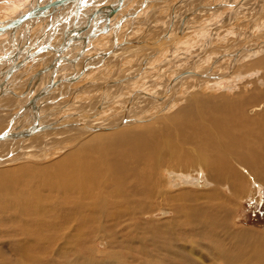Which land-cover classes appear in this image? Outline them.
I'll return each mask as SVG.
<instances>
[{
    "label": "bare ground",
    "instance_id": "bare-ground-1",
    "mask_svg": "<svg viewBox=\"0 0 264 264\" xmlns=\"http://www.w3.org/2000/svg\"><path fill=\"white\" fill-rule=\"evenodd\" d=\"M18 1L11 4H7L6 2V4H4L1 8L4 13L12 14L13 11H16L14 12V14H16L10 18L6 17L0 19V34H6L7 38L11 41L15 37V34L18 32V30L21 29V31L19 32V36H16L19 41H17V43H12L15 44V47H12L8 52L6 51L3 56H0V86H3L4 89L8 90V93L0 95V98L2 97L0 99V103L5 99L3 98L5 95H11L12 98H20L18 102L14 104V108L15 106L18 108V114L15 116L16 120L14 118L11 120H6L2 123V120L0 119V128L3 127L0 129V134L7 132L12 134L16 133L17 131H27L28 129L31 130L35 125L36 127L40 126V129L31 132L30 135L0 139V141H10L8 143L0 142V165L9 164L15 159L19 160L33 157V151L40 149L37 147V143L40 144L42 148H44L43 150H45L47 146L45 143L52 142V137L63 135L58 132L59 130L55 131V129L64 130L59 127H64L67 129L77 127L86 131H93L123 126L124 123L130 120V104H132L133 101L135 102L137 95L145 94L146 97L157 98L153 101L154 104H146L144 101L136 107L137 109L134 110L135 113L139 112L140 115V110L147 106L148 109H145L149 112L148 117H143L141 120H135L138 122H144L146 120L148 121L152 119V117H149L150 114H158L159 112L161 113V111H166L168 108L170 109V105L172 103L171 101L176 96L179 89H183L186 92L185 94L191 92L194 93V97L187 105H179L180 107H178L177 110L174 112L172 111L173 113L167 115L166 117L163 116L164 118L157 122H146V124L142 125H137L136 123L129 125V122H127L128 125L123 129L92 136L91 142H88L85 145L86 149L87 147H91L97 150L94 152L95 159L93 161V158H80L79 160H75L72 158L73 156L70 157L71 154L60 160V165L58 166L57 170H59L58 172L61 181L66 185V189L69 192L72 191V188L78 187L79 182L80 186L90 183L92 184V189L97 191V187H99V185L96 181L102 176L108 178L114 183L113 191H110V197L116 195V200L109 201L108 199L96 196L94 206L89 209V211L92 210L90 214H77L86 221L89 230L87 236L90 237L96 233L97 230L101 228L102 224H104L105 227L112 228H117L118 226L120 227L125 224V227L122 229H125L124 235L126 238H121L124 240H120L118 239L120 238L118 235L115 233L112 234L113 237L111 238V245L113 248L108 250V257L106 260H103L101 256L99 257L102 259H99L97 258L98 256L95 257L93 254H89L87 251L80 249L78 250L79 255L75 257V260L79 262L76 264H202L197 261L196 256L208 261L209 264V262L213 263V261L210 259H212L214 255L217 256V261H215V264H217L216 262H222V264H264V233L242 226L238 228L236 224H234L235 217L225 209L227 204L231 205L229 199H227V196L229 198L231 195H239L243 197L246 196V192L251 194L254 187L258 186L260 188L264 186V89L260 87L263 84V80L256 79L254 83H251V81L248 82V84H242L239 86L241 89V94H233L231 92L230 94L212 93L209 94L210 96H206L200 92H197L195 89L200 88L207 91L214 86H221L224 84L226 85L230 81H241L243 79L250 78L252 75H257L253 74L252 72H246L249 66L248 68L242 66L240 69L237 67L240 70V74H232V72L236 71V65H241V61L238 62L240 57L244 53L247 54L248 50L255 48L254 45L250 44V46L247 47L244 45L242 48L238 47L235 50L231 49L229 52H227L228 48L233 45L230 44L229 47H220L224 48L222 50L225 51L221 52L222 50L218 49L220 50L221 54L218 51V56L216 57H213V55H215V50L213 51V48L216 46L219 47V41L222 42V39H219L218 36H216L218 35L216 34L217 30L222 29V31L224 30V32H226V29H230L234 26L232 23L237 17H239V19L242 18L243 22L247 21L246 18H249V22L250 20H254V18H262L264 16V0H223L219 3V5L202 4L199 7H196L190 12L184 14L182 16L180 27L173 33L170 31H172L174 22L177 20L176 14L178 13V6L180 4L189 3V0H178L174 3L170 12V21L165 26L163 33L160 35L161 37H159L157 41H148L147 38L143 36L145 40H143L142 37L134 40H130L125 37L123 41L118 42V32H116V26L115 31L113 30L115 42L111 43L110 46H107L103 50L97 51L94 55H88V57L85 58L84 55L86 52H88V48L86 47L87 43L89 41L93 42L95 39H97V37L107 32L112 22V17L120 12V10L130 2V0H123L122 4H120V7L117 8V10L111 16V21L107 25L108 29L104 30L101 34L95 35V32L106 27L107 11L100 14V17L95 16V21L88 17L87 21L83 22L82 24L78 22L72 25L73 28L70 29L72 34H74V29L83 26L85 27L86 25L85 30L87 32L85 31L84 33L83 31L78 35L85 36L86 34H90L92 32L93 36L88 41H86V39H75L73 46L64 50L63 53V55H68L71 58L68 62L63 61L58 66H55V62L57 61L59 54L51 50L49 52L46 51L49 47L53 46H50V44L46 45L44 38L42 39V45L39 46L40 48L38 51H35L34 49L35 53L31 54L33 50V44L31 40L34 39L32 38L34 36H31L33 29L38 27L37 24L43 15H48L47 21L50 19L54 21L56 20L55 18H52L54 14L58 13L57 15H59L66 8L76 6L77 9L75 10L77 11L76 16L78 18V16L83 13L82 9H84V6H88L93 3H88L85 5L86 0L84 1V4L82 2L83 0L80 2V4V0L66 1L63 7L49 9L46 11V13H44L42 10L46 9L48 4H53L59 0H28V2L27 0L25 2ZM118 1L119 0H115L111 4H117L119 3ZM141 1L143 5L141 3V6H137L135 9L131 6L132 9L128 11L126 15L131 18H136L135 16L138 14V12L143 10L144 7L148 6L146 4L150 5L158 0ZM245 1V5L241 6ZM22 4H24V6ZM217 6L228 7L225 8L227 9V12H225L226 15L225 13L223 14L225 18H220V16H223L222 12L220 15L215 14L217 19H212L213 22H211V26L206 32L203 28H201V25H198L204 22V16L206 14L198 15V13H200L203 9L210 11L212 10L210 8H215ZM246 8H248V10ZM243 9H246L244 13L242 12ZM31 10H34L33 16L29 15ZM221 10H224V8ZM40 11L43 13L37 14ZM259 12H261L260 15H258ZM208 14L211 13L208 12ZM210 16L212 17L213 15ZM21 17H24V19H22L20 23L13 29V22ZM97 18L99 21L96 20ZM189 18L192 20L189 22V24H187ZM5 19L7 21H5ZM51 21H49V25L45 27V30H49L51 25L53 26L57 23V20L56 23H54L55 21H52L53 24ZM91 21H93V23L89 25V22ZM58 22L59 23L57 26L61 21L58 20ZM120 25L121 23L119 24V28ZM206 26H209V24H206ZM251 26L254 27L253 24H251ZM257 28L261 27H256V29ZM37 30L39 29H36V31ZM70 30L68 29L67 35H65L66 38H68L67 36H73L72 34H69ZM253 31L257 32L255 29H253ZM39 32L40 31H38V33ZM200 33L206 35L207 39L205 43H202L198 47V50H196L197 48L195 49V53L197 54L195 55L194 61H200V66H207L206 63H209V66H207L205 69L203 68L204 70L199 71L198 67L195 66L198 63H196L192 68L189 65L191 69L188 68L186 71L183 70L185 72H177L176 70L174 74L171 73L172 76L170 79H168V77L166 82L165 80L161 82L162 75L160 76L161 79L158 78V75L160 74V71L162 72L160 69V64L163 63L164 65L165 59L161 62H158L160 58H162L158 57L156 61H154L155 59L151 61L154 56H156L157 52L168 45L174 46L175 42H182L184 46H186L188 45V42L191 41V36H195ZM50 34L52 35V30ZM260 34L264 35V30ZM260 34L253 35L259 37ZM30 37L32 38L31 40ZM214 41H216L217 44ZM262 42H264V40H262ZM65 44L66 42L64 44L60 43L59 46L55 47V49L64 48ZM177 44L179 46H177V49L180 48V46H183L181 43ZM2 45L4 46V44L1 43L0 46ZM126 46L130 47V49L122 48H127ZM78 48L79 50L76 51ZM83 48H85L84 52L81 53L79 57H77ZM142 48L144 50H148L145 51V57L147 60L145 65H142L140 69L136 71L135 75L131 74L132 76H128L124 73V75L119 76L117 74L116 76L110 77L108 81L106 80V83H118L121 85L120 83L123 81L133 80L138 77L141 78L140 72L145 68L146 65L152 64V66H148V69L146 68L147 71L149 70L148 76L150 77V75L153 73L152 78H158L157 84L156 81H154L153 85L157 88L160 87L159 90L161 93H150V90H147L146 87L145 88L147 92L144 90L139 91L141 85L139 88L135 87L136 89L133 91L135 93H132L128 96L125 95L128 98L127 101L129 112H127L126 109L127 101H125L126 104H124L125 107L123 108L124 113L120 119L118 117V120H122L118 123L114 125L111 123L106 125L105 123V127H102L96 123L94 125L90 122L88 123L80 119H73V117L80 116H83L86 119H91L94 118L95 115H92V113L90 114L89 110L87 111V109L75 112L74 109H71L69 105H66L65 103L63 108L69 107V110H67V112L62 115L60 119L52 120L53 117H51V115L58 110H52L51 112H47V110L46 112H43L45 111L43 110L45 109L44 106H46L48 102H51L52 98L55 99L54 101H60V97L63 94H70L69 91H71L72 85L75 84V80L80 79L83 76L85 77L88 71L99 67L108 55L117 58L121 57L122 55H126L131 51L139 52V49ZM188 49L189 48L186 50ZM179 51L180 50H178V52ZM184 52L186 53V51ZM202 52L205 54L202 55ZM26 54L28 56H33L31 59L26 60ZM179 54L176 55L180 56ZM229 55H232V63L229 65V67L232 68L226 69L225 64L227 62L224 63L225 60H223L222 57H228ZM72 59L77 60L70 62ZM82 59H84V64L79 68L78 66H81L79 61ZM221 59L222 61L218 64L217 62ZM174 60L175 59H173V61ZM10 61L13 62L11 63ZM186 61L188 62V60ZM18 62H21L22 65L18 66ZM148 62L150 63L148 64ZM5 63L6 65L9 63L8 68L1 66L2 64L5 65ZM36 64L41 65L39 68L37 67L38 70L35 71L36 68L34 69V67ZM66 64H69L72 67L68 68V71L63 70L62 72H58L59 68L65 66ZM169 64L168 66H165L169 67ZM216 64L218 65L215 66ZM26 65H29L28 68L21 74H17V71L23 70L26 68ZM181 65L183 64H180V66ZM259 65L264 66L263 57L262 59L253 61L250 64V68H252V66ZM214 67L215 69H213ZM224 67L226 69L225 71H223ZM181 68L182 67H180V69ZM48 70L49 72L47 73ZM218 71L222 72L218 73ZM227 74H231L232 78L226 82L215 84V82L209 81L210 78L220 80V78L228 76ZM194 75H196L198 78L195 77V79L192 80L193 83L186 81L188 78L192 79ZM4 76H7L8 79L1 82V80L5 79ZM184 76L189 77L187 78ZM51 82L53 85H51ZM62 84H64V86H62ZM108 84H106L107 87H104V94H101L103 97L99 98L102 104H105L104 99L107 95L106 91L109 87H112L111 85L108 86ZM178 84L179 87H177ZM259 84L261 85L258 87ZM122 85L124 84L122 83ZM127 85L128 84H125L124 86ZM146 85H148V82H146ZM83 87L84 86L80 88ZM64 88L67 89L64 93H62V89ZM34 92L37 94L36 97H34ZM114 94L118 96L120 94V90ZM29 97H34L33 101L31 102L32 106L30 108L27 104ZM141 99L143 98L141 97ZM2 109L3 108L0 107V110ZM60 111L62 112V110ZM14 120L15 122L9 124ZM45 130H51V132H48L47 135H41L37 133ZM9 143H11V148L8 146ZM47 152H51L50 149H47L45 153ZM69 157L70 159H68ZM20 161L22 162V160ZM33 165H35V163ZM166 167L178 170V172H184L185 174L177 175L173 174L172 172H168V178L164 179L163 175H161V171H165ZM48 171V166L42 167L38 165L30 168H24L22 165H19V168L17 169H0V264H47L49 262L48 254L51 247H45L41 243L43 240L42 236L45 233V228L41 225L42 220L39 218L38 212L40 203L42 202L41 200L43 199V189L51 186V183L47 181L48 179H44V177L48 176ZM163 174H165V172ZM81 179H83L84 182H81ZM204 181L206 183H203ZM150 182H152V186L150 185ZM179 182H185L184 184L187 185L184 187L179 185L181 187L180 188L177 185ZM173 186L179 187V190H167V187L170 188ZM33 200H35V202H33ZM108 205H112L114 208L113 210L115 212V216H110L112 217V221H109V217L104 211V208L108 207ZM120 205L124 208L120 211H116L115 208L119 207ZM164 206L169 208L173 213V216L168 217L167 220L170 226L175 229V232H165L167 229L164 230L153 222L154 228L150 225L151 223L149 224L151 226V230L150 226L149 228L148 226L146 227V229L150 230L152 235L149 234L146 236L143 243H141L136 236L130 237L131 231L126 229L128 224H132V221H134L137 216L142 215L150 208H152L149 210L150 212L151 210L159 211ZM54 215L52 214L50 216ZM72 216L73 214H70L67 216V218L72 219ZM152 220L153 219H150L149 221L151 222ZM134 222H137V220ZM139 222L141 223H138L137 225H142L144 222L147 223L148 221L140 220ZM180 234L181 236L184 235V238L183 236L181 237ZM54 238L56 239L55 236ZM104 241L106 240L104 239ZM147 243H149V247L152 244L154 249L145 252L144 250L147 247L144 248V244ZM62 244L64 243L62 242ZM135 244L138 245V249L134 248ZM117 246L121 247V249ZM129 248H133L135 253H128L127 250Z\"/></svg>",
    "mask_w": 264,
    "mask_h": 264
},
{
    "label": "rangeland",
    "instance_id": "rangeland-1",
    "mask_svg": "<svg viewBox=\"0 0 264 264\" xmlns=\"http://www.w3.org/2000/svg\"><path fill=\"white\" fill-rule=\"evenodd\" d=\"M16 1H18V0H0V19L6 18V17L10 18V17H13L16 14V13L14 14V12H16V11H13L12 14L11 13L8 14V13H4L3 10H1L2 6L4 4H6V2H7V4H11V3L16 2ZM25 1L26 0H19L18 2H25ZM104 1L105 2H99L98 3V5L100 4L99 7H98L97 4H94V5L91 4V5H88V8H92V9H94L93 7H95L96 9L97 8H102L103 6H106L105 3H107L108 0H104ZM149 1H156V0H149ZM163 1H165V0H158L155 3L150 4V5L146 4L148 6L144 7V9L142 10V11L145 10L146 12L149 13L147 18L150 19L149 23H150V27H151V29H148L147 33L145 35H143V33H142L143 32V27H140V26H142V23L141 24L139 23V24L136 25V23L139 22V20L137 18H131L128 15H126V17H124L125 14L128 12V11H126L127 9L130 8L129 9V11H130L132 8L135 9L138 6L137 3H135V2H137V0H130V2L127 4V6L125 8H123L122 10H120V12L125 10V14H122L120 16V12H118L111 19L112 22H111L109 28L115 31V27L117 26L116 32H118V34H117L118 35L117 36L118 42H121L122 40H120V39H124L125 37H127L130 40H133V39H137V38L139 39L140 37H142V39H144L143 36L146 37L148 41L149 40L150 41L156 40L157 39L156 37L159 35V31L162 30V28H159L160 25L163 23L164 28H165L166 23H168L170 21V18H169L170 15L169 14H170V12L172 10V7H173V5L166 6L167 3L165 2L166 4H163ZM176 1H178V0H175L174 2H176ZM222 1L223 0H209L210 3H208V4L209 5H219V3L222 2ZM246 1L241 6L245 5ZM27 2H28V0H27ZM108 2H109V4L111 3L110 1H108ZM103 4H105V5H103ZM140 4H139V6H141ZM22 5L24 6V4H22ZM101 5H103V6L100 7ZM142 5H143V3H142ZM184 5H186V4H180L178 7H183ZM200 5H202L201 2H198L196 5L193 6L192 9H194L196 7H199ZM131 6H132V8H131ZM156 7H157V9H156ZM218 7L219 6H217L215 8H210V9H212L210 11H207L206 9H203L200 13H198V15H201V14L205 15L206 14L204 16L205 17L204 18V22L198 24V25H201V28H203L206 32L209 30V28L211 26V22H213L212 19H217V17H216L217 14L220 15V13L222 12V15H223L225 12H227L226 11L227 9H225V8H228L227 6H220L219 8ZM222 8H224V10H221ZM180 9L181 8H178V13H179ZM246 9L248 10V8H246ZM246 9H243L242 12L244 13L246 11ZM257 9H259V8H257ZM142 11L140 10L139 13H141ZM167 12H169V13L166 16ZM208 12L211 13V14H208ZM177 14H176L177 20L174 22L172 31H170V32H173V33L176 30H178V28L181 25V23L179 24V27L177 25V21H178V15ZM260 14H261V12L258 13V15H260ZM140 15H142V13ZM210 15H213V16L211 17ZM214 15H215V17H214ZM225 15H226V13H225ZM118 16H120V17H118ZM118 18H119V21H118ZM220 18L224 19L225 16L224 15L222 17L220 16ZM246 19H247V21L243 22L242 18L239 19V17H237L232 23V24H234V26L231 27L230 29L229 28L226 29L225 30L226 32H224V30L222 31V29L217 30L216 34H218V35H216V34L215 35L218 36L219 39H222V42L219 41L220 46L219 47L216 46L215 48H213V51L215 50V53H214L215 55H213V57L218 56L217 55L218 51L220 52V50L224 49V48H220V47H227V46L229 47L230 44L233 45V46L228 48L227 52H229L231 49L235 50L238 47L242 48V47H244V45L247 47V46H250V44H252V45L255 46V48H253L251 50H248L247 51L248 55L246 53H244L243 54L244 56L242 55L240 57L238 62L241 61L240 62L241 65H239V64L236 65V67H235L236 71L232 72V74L233 75H236V74L239 75L240 74V70H239L240 67L243 66V67L248 68V66H249V68L247 70L245 69L246 72L247 71L248 72H252L253 74H257V75H252L250 78H248L249 80L248 79H243L244 81L243 80H241V81L238 80V81H233V82L230 81L226 85L224 84L225 86L224 85L214 86L210 90H207V91L203 90V89H200V88H195L197 90V92H200L201 94L206 95V96H210L209 94H212V93L213 94H222V93L230 94V92H231L233 94H241L240 93L241 89L239 88V86H241L242 84H245V83L248 84V82H251V81H252L251 83H254L256 79H258V80L262 79L263 80V84L262 85L259 84L258 87L261 85L260 87H262L264 89V66L259 65V66H252V68H250V64L253 61L262 59V57L264 58V56H263L264 55V42H262V40H264V37H263L264 35L260 34L264 30V16L262 18H259V17L258 18H254V20H250V22H249V18H246ZM113 20L115 21V23H113ZM2 21H4V20H2ZM5 21H7V20L5 19ZM65 21H67V20H65ZM83 22H84L83 21V17L80 16L79 17V23L82 24ZM124 22L126 23L125 25H124ZM120 23H121V27H120L121 29L119 28V24ZM206 24H209V26H206ZM251 24H253L254 27H252ZM192 25H193V23H192ZM256 27H261L263 29L257 28V29H259V30H257ZM127 29H129V30L127 31ZM253 29H255L257 32L253 31ZM108 30L105 33L106 34H111V38L105 37L104 36L105 34L103 33V35L100 37L98 42L89 41L87 43L86 47L88 48V52H86V54L84 55L85 58L88 57V55H94L97 51H100V50H103L104 48H106V45H108V44L110 45L111 43L115 42V37L113 36L112 31L108 32ZM85 31H84V33H85ZM129 31H131V32H129ZM249 31H250V33H249ZM259 31H260V33H259ZM240 33H241V35H240ZM257 33L260 34V36H259L260 38L255 36V35H253V34L258 35ZM206 39H207L206 35L200 33L198 35L191 36V41H189L188 45H186V46H184V44L182 42H177V43H179V44L181 43L183 45V46H180L181 49L180 48L177 49L178 44L175 42L174 46L173 45H168L166 47H163L165 49L162 48L161 50H159L160 52L158 51L156 56H154V58L151 61H153L154 59H155L154 61H156L158 57H162V58H160V60L158 62H161L162 60L165 59L164 60L165 61L164 65H163V63L160 64L161 67L159 65H157L162 70V72L160 71V74L158 75L159 76L158 78L161 79V77H162L161 82H163V80H165V82H166L168 79H170V77L172 76V74H174L176 72V70H177V72H180V71H183V70L186 71V69H188V68L191 69L196 63H198V64H196L195 66L198 67L199 71L200 70H204L207 66H209V63H206L207 66L203 67V66H200V64H201V63L199 64L200 61L199 62H197L198 60L194 61L195 55L197 54V53H195L196 50H198V47L202 43H205ZM214 42L217 44L216 41H214ZM260 42H262V43H260ZM175 46H176V48H175ZM126 47L127 48H125V47H122V48L130 49V47H128V46H126ZM187 48H189L190 50L189 49L186 50ZM218 49H220V50H218ZM178 50H180V51L178 52ZM145 51H148V50H144L142 48V49H139V52L138 51H133V52L131 51L130 53H128L126 55H122L121 57H117V58H114L113 56L108 55L106 57V59L104 60V62L99 67H97L96 69L88 71L86 73L85 77L83 76L82 78L75 80V84L72 85L71 91H69L70 94H63L60 97V101H54L55 99L52 98L51 99L52 101L48 102L47 103L48 105L46 104V106H44L45 109H43L44 107L42 108L43 110H45L43 112H46L47 110H48L47 112H51L52 110L53 111L58 110V111L54 112L51 115V117H53L52 120H55V119H60L61 116L64 115L67 112V110H69L68 109L69 107L71 109H74L75 112L76 111L79 112V111H83V110L87 109V111L89 110L90 114L92 113V115H95L94 118L86 119L85 117L80 116V117H73V119H80V120H83V121L88 122V123L90 122L91 124H94V125L96 123L97 125H100L102 127L103 126L105 127V123H106V125L108 123L109 124L111 123L113 125L118 123L119 121L122 120V119L118 120V117H119V119L122 117V115L124 113V109L123 108L125 107L124 104H126L125 101L128 100V98L126 96H128V95H130L132 93H135V92H133L134 89L139 88L140 85H141V87L139 88V91L140 90L146 91V88H147V90L148 89L150 90L149 91L150 93H153V94L154 93H161V91L159 90L160 87L157 88V87H155L153 85L154 81H156V84H157L158 78L157 77L156 78L155 77L152 78V76H153L152 74L153 73L150 75V77L148 76V74H149L148 73L149 70L147 71V69L149 68L148 66L149 65L152 66V64H149L150 62H148L149 65H146L145 68L140 72L141 78L143 77L142 79L138 77V78L133 79V80L123 81L122 83L124 85L128 84L127 86L122 85V83H120L122 86L119 85L118 83H113V84L106 83L110 79V77L116 76L117 74L119 76L124 75V73L126 75H128V76L131 75V74L135 75L136 71H138L142 65H145V62L147 60V58L145 57L146 56L145 55ZM184 51H186V53ZM223 51H225V50H222L221 52H223ZM252 51H254V52H252ZM181 52H184V53H181ZM221 52H220V54H221ZM188 53H191V54H188ZM202 53H203L202 55L205 54L204 52H202ZM176 54H179L180 56H178ZM231 56L232 55H229L228 57L227 56L226 57H222V59L225 60L224 63L227 62L225 64L226 65L225 66L226 69L230 68L229 65L232 63L231 62L232 61V59H231L232 57ZM200 57H201V55H200ZM166 58H168V59H166ZM226 58H227V60H226ZM243 58H245L246 60L243 59ZM173 59H175V60L173 61ZM178 59H179V61H178ZM222 59L219 60L217 63L219 64L222 61ZM241 59L243 60V62H242ZM82 60H84V59H82ZM184 60L185 61L188 60V62L187 61L185 62ZM169 61H170V64H169ZM175 61H176V63H175ZM79 63H81V62L79 61ZM173 63H175V64H173ZM168 64H169V67H167ZM172 64H173V66H172ZM180 64H183V65L180 66ZM218 64H216L215 66H217ZM165 65H167V66H165ZM177 65H179V66H177ZM189 65H190L191 68L189 67ZM174 67H175V69H174ZM180 67H182V68L180 69ZM184 67H187V68H184ZM225 67L223 68L224 70L222 69L223 71L226 70ZM65 69H67V68H65ZM65 69L62 66L61 68H59L58 72H62ZM213 69H215V67ZM185 71H183V72H185ZM220 72H222V71H218V73H220ZM258 73H260V74H258ZM184 77H187V76H184ZM195 77L198 78L196 75H194V77L192 79L188 78L186 81H188L190 83H193L192 80H194ZM231 78L232 77H231V74H230V75H228L226 77L220 78V80H217L215 78H212V79L210 78L209 81H211V82L213 81V82H215V84H220V83L226 82L227 80H230ZM139 81H140V83H139ZM145 81L148 82V85H146ZM218 81H219V83H218ZM52 82H53V80H52ZM58 82H59V80H58ZM135 82H137L139 86ZM150 83L152 84V86H151ZM106 84H108V86L111 85L112 87H109L108 90L106 91L107 95H106V97L104 99L105 100V104H102L101 100H99V98L103 97V95L101 96V94L102 93L104 94V89H105L104 87L106 86ZM135 84H136V86H135ZM60 85H61V83H60ZM62 86H64V84H62ZM82 86H84V87L80 88ZM252 86H253V84H252ZM177 87H179V84L177 85ZM141 88H144V89H141ZM153 88H154V90H153ZM66 89L67 88L62 89L63 90L62 93H64L66 91ZM119 90H120V94L121 95L119 94L118 96H116L114 93L119 92ZM185 93L186 92L183 89L182 90L179 89L178 93L176 94V96L171 101L172 102L171 105H170L171 107L169 106L171 111L167 107L168 109L166 111H163V112L161 111V113L159 112L160 114L158 112H157L158 114H156V113L150 114L149 117H152V119H150L148 121L147 120L144 121L145 123L143 121H141L142 122L141 123V122H138V121H135V120H137V119L141 120V118H143V117H148V113L149 112H148V110H146V109H148L147 106L142 109L143 112H142V110H140V115H139V112L135 113L134 110L137 109L136 107L139 106L144 101H145L144 103H146V104L147 103L150 104V105L154 104L153 101L155 99H157V98L146 97L145 94L144 95L140 94L141 96L137 95V97H140V98L136 97L135 102L134 101L132 102L133 105L130 104L131 111L129 113L130 114L129 116H131V117H130V120H128L127 122H129V125L130 124H135V123L137 125L138 124L142 125V124H146V122L149 123V122H152V121H156L157 122L160 119L166 117L167 115L173 113L175 110H177L178 107L183 106V105H187L189 103V101L194 97V93L193 92L187 93V94H185ZM34 94H35V92H34ZM36 95L37 94H35L34 97H36ZM185 96H187V97H185ZM34 97L33 98L29 97L28 98L29 101L27 99V101H28L27 104L29 105V108L32 106L31 102L33 101ZM141 97L143 99H141ZM3 98H5V99L3 101H1V103H0V107L3 108L2 109L3 111L0 110V119L2 120L1 122L3 123L6 120H11V119H14V118L16 120L15 116H16V114H18V108H17V106H15V108H14V104L17 103L20 98H18V97L12 98L11 95H5ZM64 103L66 105H69V107L63 108ZM89 105L90 106L92 105V106L90 107ZM48 106H50V107H48ZM7 107H9V108H7ZM79 107H81V108H79ZM126 109H127V112H129L128 101H127V104H126ZM60 110H62V112ZM133 113H135V114H133ZM141 113H143V114H141ZM15 120L10 122L9 124L15 122ZM127 122L124 123L123 126H120L118 128H113V127L110 126L111 127L110 129L93 130V131H91V130L86 131L84 129L77 128V127H74V128L72 127V129L71 128L67 129V128H64V127H59V128L64 129V130L55 129V131L59 130L58 132L63 134V135L62 136L59 135L57 137H52L51 138L52 142L45 143L47 145L45 150H43L44 148H42L41 145L37 143V147L40 148V149H37V150L33 151L34 152L33 157L25 158V159H19V160L15 159L17 162L14 160V161H12L9 164H1L0 165V169H7V168L8 169H12V168L13 169H15V168L17 169V168H19V165L20 166L22 165V167H24V168L35 167L37 165L38 166H42V167L43 166L44 167L45 166L49 167L48 176L44 177V179H48L47 181L49 183H51V186H48V187L43 189V194H42L43 195V199L41 200L42 204L40 203V207H39V211H38L39 212V218L42 220L41 221L42 222L41 225L45 228V233L42 236L43 240L41 241V243L45 247H51L50 248V252L48 254L49 255L48 261L49 262L47 264H73V263L76 264L78 261L75 260V257L77 255H79L78 250H80V249H82L84 251H87L89 254L90 253L93 254L95 257L98 256L97 258H99V259L103 258V260H106V258L108 257V253H107L108 250L110 248H113V246L111 245L112 244V239L111 238L113 237L112 234L115 233L116 235H118V237H120L118 239H120V240H124L126 238V236L124 235V230L125 229H122V228L125 227V224L120 226L121 228L119 226L117 228L105 227V225L102 224L101 228L98 229L96 233H94L92 236L89 237V236H87V234L89 233V230H88L86 221L83 218H81L80 215H77L78 213L84 214V215L90 214L92 212V210L89 211V209L94 206L95 197L96 196L102 197L104 199H108L109 201L110 200H116V197H115L116 195L110 197V191H113L114 183L112 181H110L108 178L102 176L103 178L100 177L96 181L98 183V185H99V187H97V191L92 189V186H91L92 184L89 183V184H84V185L80 186V182H79L78 187L72 188L73 192L72 191L69 192L66 189V185L61 181V178H60V175H59V172H58L59 170H57V168L60 165V160L64 159V157L66 158V156H68L70 154H71L70 157L73 156L72 158H74L75 160H79L80 158H82V159H87V158L92 159L93 158L92 159V161H93L95 159V153L94 152H96L97 150L94 149V148H91V147H87V149H86V145H85L86 143L91 142V139H92L91 137L96 135V134H106L108 132H113V131H118L120 129H123V128H125L128 125ZM2 128H0V129H2ZM76 129H77V131H76ZM48 132H51V130H45V131H41V132H37V133L41 134V135H47ZM51 139H49V140H51ZM0 142H7L8 143L10 141H0ZM11 143H9L8 146H10ZM3 145H7V144H3ZM82 146H85V147H82ZM9 148H11V146ZM47 149H50L51 152L45 153L47 151ZM98 151H100V150H98ZM33 152H31V153H33ZM91 156H93V157H91ZM70 157L68 159H70ZM33 159H35V160H33ZM20 160H22V162ZM26 160H28V161H26ZM34 163H35V165H33ZM26 164L29 165V166H27ZM161 172H162L161 175H163L164 179L168 178V176H167L168 172H172L173 174H177V175L178 174H185L184 172L179 171L180 172L179 173L178 170H175L173 168L170 169L168 167H166L165 171H161ZM164 172H165V174H163ZM176 172H178V173H176ZM81 182H84V180L81 179ZM184 183L185 182H179V184H177V185L178 186L180 185L181 187H184L185 185H187V184H184ZM203 183H206V182L204 181ZM150 185L152 186V182H150ZM89 186H90V188H89ZM179 187H174V186L170 187V188L167 187V190L168 191L169 190L176 191V190H179ZM257 187L253 188V192H251V194L249 192H246V196H243V197L239 196V195H234V196L231 195V197L233 198L232 199L231 197L229 198L227 196V199H229V202L231 203V205L227 204L225 209L232 216L235 217L234 224H236V226L238 228L240 226H242V227H246V228H250V229H255V230L259 231V232L264 233V186H262L260 188L259 187L257 188ZM236 196L239 197V198H237ZM144 197H147V196H144ZM33 202H35V200H33ZM123 208L124 207L120 205L119 207L115 208V210L116 211H120ZM113 209L114 208H113L112 205H108V207L104 208V211H105L106 215L109 217L108 218L109 221H112V217H110V216H115V212H114ZM150 209H152V208H150ZM50 210H52V211H50ZM149 210L145 211L146 213L144 212L142 214L143 216L142 215L137 216V218L135 219V220H137V222H134L135 221L134 220V221H132V224H128L126 226V229L128 231H131L130 237L136 236V237H138L139 241L141 243H143V241L146 238V236L151 234V232H150L151 226L154 228V223L159 225V227H161L164 230L167 229V230H165V232H171V233L175 232L174 231L175 229H173L170 226V224L168 223V220H167L168 217L173 216L172 215L173 213H172V211L169 208L164 206L159 211H155V210L152 211L151 210V212H150ZM52 214L53 215L55 214V215L54 216H50ZM70 214H73L72 219L67 218V216H69ZM150 219H153V220L150 222L149 221ZM154 219H155V221H154ZM140 220L141 221L147 220L148 222L147 223L144 222L142 225H137L138 223H141V222H139ZM44 225H46V226H44ZM49 225H51V226H49ZM167 225L169 226V228H168ZM131 226H132V228H131ZM147 226H148V228L150 226V230L146 229ZM79 231H81L82 233L79 232ZM104 234H107V235H104ZM121 234H123V235H121ZM99 235H100V237H99ZM110 235H111V237H110ZM54 236L56 237V239L54 238ZM58 236H60V237H58ZM61 236H63V237H61ZM180 236H181V234H180ZM182 236L184 238V235H182ZM121 238H124V239H121ZM104 239L106 241H104ZM96 240H97V242H96ZM191 241H192V239H191ZM62 242L64 244H62ZM96 243H97V245H96ZM107 244L109 245V247H108ZM148 245H149V243L144 244V248L147 247L144 250L145 252L150 251L151 249H154L152 244L150 245V247ZM137 246L138 245L135 244L134 248L138 249L139 247H137ZM117 247L121 249V247H119V246H117ZM62 248H63V250H62ZM95 248H96L97 251L95 250ZM98 249H100V250H98ZM127 252L128 253H135V250L133 248H129L127 250ZM99 256H101L102 258L99 257ZM196 257H197V261L198 262H200L202 264H206V263L208 264V261H205V260H203L202 258H200L198 256H196ZM214 258H215V260H214ZM216 258H217V256L214 255V257H212V259H210V260L213 261V263L209 262V264H215V261H217ZM50 259H52V260H50ZM216 263L217 264H222V262L221 263L216 262Z\"/></svg>",
    "mask_w": 264,
    "mask_h": 264
},
{
    "label": "crops",
    "instance_id": "crops-1",
    "mask_svg": "<svg viewBox=\"0 0 264 264\" xmlns=\"http://www.w3.org/2000/svg\"><path fill=\"white\" fill-rule=\"evenodd\" d=\"M82 0H80L79 1V4H80V2H81ZM84 1L85 0H83L82 2H83V4H84ZM97 1V2H96ZM99 1L100 0H86V3H85V5H87L88 3H93V5L94 4H97L98 5V3H99ZM108 1H110L111 3L113 2V1H115V0H108ZM107 1V3H105L106 5H109V2ZM140 1V2H139ZM137 0V2H135V3H137L138 4V6H139V4L142 2L141 0ZM175 0H165V1H163V4H166L167 3V5L166 6H171V5H174V2ZM100 2H105L104 0H101ZM166 2V3H165ZM198 2H201V4H204V5H206V4H208V3H210L209 2V0H189V3L188 4H186V5H184L183 7H179V8H181L180 9V11H179V13L177 14L178 15V21H177V25H178V27H179V24L181 23V20H182V16L184 15V14H186L187 12H190L191 10H192V8H193V6L194 5H196ZM110 3V4H111ZM82 4V3H81ZM105 4H103V5H105ZM103 5H101L100 7H102ZM127 5H125L124 7H126ZM76 6H73V7H71V8H66L65 10H63L62 12H61V14H59V15H57L58 13H56V14H54L53 16H52V18H55L56 20H57V23H56V20H52V19H50L49 21H53L54 23H56V24H54L55 25V27H54V25L52 26L51 25V27H54V28H49V30H45V27L46 26H48L49 25V21H47V18H48V15H43L41 18H40V21H39V23L41 24H37V26L38 27H35L34 29H33V31H32V33H31V36H34V37H32V38H34V39H32L31 37H30V40H31V42H32V44H33V49H35V51H38V49L40 48L39 46H41L42 45V39L44 38V41H45V44L47 45H49L50 44V46H53V47H57V46H59V44L61 43V44H64L65 43V41H66V36L65 35H67V32H68V29L70 30V29H72L73 27H72V25L73 24H76V23H78L79 22V17L80 16H82L83 17V21L85 22V21H87V19H88V17H89V15H90V13L92 12V11H94L96 8L95 7H93L94 9H92V8H88V6H84V9H82V14H80L79 16H78V18H77V16H76V10L75 9H77V7L75 8ZM98 7H99V5H98ZM123 7V8H124ZM73 8V9H72ZM122 8V9H123ZM121 9V10H122ZM130 9V8H129ZM129 9H127V11H129ZM142 11V10H141ZM74 12V13H73ZM142 13V15H140ZM141 13H139L138 12V14L135 16L138 20H139V22L138 23H136V25L137 24H141L142 23V26H140V27H143V35H145L146 33H147V30L148 29H151V27H150V23H149V21H150V19H148L147 18V16H148V12H146L145 10L144 11H142ZM168 13L169 12H167V14H166V16L168 15ZM75 14V15H74ZM121 14H125V10L124 11H122V12H120V16H121ZM50 15V14H49ZM139 15V16H138ZM170 15V14H169ZM98 17H100V15H98ZM116 17V16H115ZM119 17V16H118ZM124 17H126V14H125V16ZM73 19V20H72ZM114 19V18H113ZM58 20L59 21H61L60 22V24L57 26V24L59 23L58 22ZM64 20V21H63ZM65 20H67L66 22H65ZM69 20V21H68ZM70 20H71V22H70ZM76 20V21H75ZM93 20H94V18H93ZM96 20H98V18L96 19ZM118 20H119V18H118ZM51 21V22H52ZM95 21V20H94ZM99 21V20H98ZM191 21V18H189L188 19V23L187 24H189V22ZM53 22H52V24H53ZM93 23V21H91V22H89V25H91ZM113 23H115V21L113 20ZM126 23L124 22V25H125ZM131 24V23H130ZM168 23H166V25H167ZM113 25V24H112ZM132 25V24H131ZM135 25V24H134ZM165 25V26H166ZM41 27V29H40V27ZM43 27V28H42ZM91 27V26H90ZM120 27H121V25H120ZM63 28V29H62ZM130 28V27H129ZM159 28H162V30L161 31H159V35L156 37L157 39H159V37H161L160 35L163 33V31H164V25H163V23L160 25V27ZM36 29H39V30H37L36 31ZM51 30H52V35L50 34V32H51ZM89 30V29H88ZM129 29H127V31H128ZM132 30V29H131ZM21 31V29H19L18 30V32L15 34V37L17 36H19V32ZM38 31H40L39 33H38ZM56 31V32H55ZM111 32L112 31V33H113V36H114V31L112 30V29H110L109 28V30H108V32ZM87 32V31H86ZM129 32H131V31H129ZM36 33V34H35ZM38 33V34H37ZM46 33V34H45ZM49 33V34H48ZM45 34V35H44ZM69 34H72L71 33V30L69 31ZM81 34V33H80ZM105 35V37H109V38H111V34H106V33H104ZM140 34V33H139ZM103 35V34H102ZM102 35H100L99 37H97V39H95L93 42H98L99 41V39H100V37L102 36ZM50 36V37H49ZM14 37V38H15ZM17 37L14 39V41H13V39L10 41L8 38H7V36H6V34H4V35H2V34H0V45H1V43L2 44H4V46L2 45V46H0L1 48H0V56H3L5 53H6V51L8 52L9 50H11V48L13 47H15L14 45L15 44H12V43H17V41H19L18 39H17ZM38 37H39V39H38ZM56 37V38H55ZM65 37V38H64ZM7 38V39H6ZM47 38H49V39H47ZM53 38H55V39H53ZM36 39V40H35ZM37 39H38V41H37ZM52 39V40H51ZM113 39V38H112ZM111 39V40H112ZM157 39L156 40H154V41H157ZM5 40V41H4ZM40 40V41H39ZM120 40H124V39H120ZM134 40V39H133ZM143 40H145V39H143ZM33 41H35V42H33ZM54 41V42H53ZM57 42V43H56ZM32 44L30 43V45H31V47H32ZM36 44V45H35ZM9 45H10V48H9ZM13 45V46H12ZM35 45V46H34ZM107 46H110L109 44L108 45H106V47ZM38 47V48H37ZM5 49V50H4ZM49 49V50H48ZM46 51L47 52H49L50 51V47L48 48ZM79 50V48L78 49H76V51H78ZM13 51V50H12ZM35 51L34 50H32V52H31V54L32 53H35ZM45 51V52H46ZM47 54V53H46ZM27 55V54H26ZM11 63L13 62V61H10ZM9 62V63H10ZM81 62V66H78L79 68L80 67H82L83 66V64H84V60H81L80 61ZM9 63H8V65H6V63H5V65H1V66H3L4 68H8L9 67ZM11 63H10V65H11ZM14 65V64H13ZM40 65L41 64H36V66L34 67V69H35V71L36 70H38V68L40 67ZM7 66V67H6ZM28 66L29 65H26V68H24L23 70H20V71H17L18 73L17 74H21L23 71H25L27 68H28ZM38 67V68H37ZM63 67H65V68H71L72 66L71 65H65V66H63ZM67 69H65V71H67ZM7 71V70H6ZM49 72V70L47 71V73ZM33 74V73H32ZM5 77V79H3V80H1V82H3V81H6L7 79H8V77L7 76H4ZM39 87V86H38ZM40 87H41V85H40ZM62 102V101H61Z\"/></svg>",
    "mask_w": 264,
    "mask_h": 264
},
{
    "label": "water",
    "instance_id": "water-1",
    "mask_svg": "<svg viewBox=\"0 0 264 264\" xmlns=\"http://www.w3.org/2000/svg\"><path fill=\"white\" fill-rule=\"evenodd\" d=\"M66 1H76V0H59V1L55 2V3H53V4H48V6H46V9H44L42 11L44 13H46V11H48L49 9L61 8V7H63L65 5ZM77 1H79V0H77ZM122 1L123 0H119L118 1L119 3L114 4V5L113 4H110V5H107V6H103L102 8L96 9V10H94V11H92L90 13L89 18L90 19H93L95 16H98V15L102 14L103 12L107 11V13H106V19H107L106 20V23H107L106 24V27L105 28H101L100 30L96 31L97 33L95 32V35L101 34V33H103L104 30H107L108 29V26L107 25L111 21L110 18L114 14V12L117 10V8L120 7V4H122ZM49 7H51V8H49ZM33 12H34V10H31V12L29 13V15L30 16L31 15L33 16L34 15ZM43 12L40 11L37 14H40V13H43ZM25 16H27V15H25ZM24 17H21L18 20L14 21L13 22L14 24L12 25V28L14 29L20 23V21L22 19H24ZM3 29H1V30H3ZM85 29H86V25H85V27L83 26V27L74 29V34H72L73 36H67L68 38H66V41H65L66 44H65L64 48L55 49V47H50V50L51 51H54L57 54H59V56L57 58V61L55 62V66H58L63 61H67V62L69 61V59L71 57H69L68 55L67 56L66 55H63V53H64V50H66L67 48L73 46V44L75 42L74 41L75 39H77V40H80V39L81 40H84V39H86V41H88L93 36V33L92 32L90 34H86L85 36H79L78 35L80 32L85 31ZM84 50H85V48H83V50L77 55V57H79L81 55V53L84 52ZM27 56L25 58H27L26 60H29V59H31V57L33 55L32 56L29 55L28 57ZM76 60L77 59H72L70 62H74ZM17 64H18V66H21L22 65L21 62L20 63L18 62ZM51 85H52V83H51ZM6 93H8V90L4 89L3 86H0V95L6 94ZM38 129H40V126L39 127H36V125H35L31 130L28 129L27 131H17L16 133H12V134H10L9 132H7V133H1L0 134V139L9 138V137L16 138V137H21V136H24V135H30L31 132H34V131H36Z\"/></svg>",
    "mask_w": 264,
    "mask_h": 264
}]
</instances>
